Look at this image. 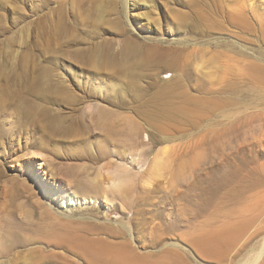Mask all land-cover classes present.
Returning a JSON list of instances; mask_svg holds the SVG:
<instances>
[{"label": "rangeland", "instance_id": "rangeland-1", "mask_svg": "<svg viewBox=\"0 0 264 264\" xmlns=\"http://www.w3.org/2000/svg\"><path fill=\"white\" fill-rule=\"evenodd\" d=\"M262 246L264 0H0V264Z\"/></svg>", "mask_w": 264, "mask_h": 264}, {"label": "bare ground", "instance_id": "bare-ground-1", "mask_svg": "<svg viewBox=\"0 0 264 264\" xmlns=\"http://www.w3.org/2000/svg\"><path fill=\"white\" fill-rule=\"evenodd\" d=\"M131 178V173L127 168L122 167V169L116 171V183L114 191L117 193H126L128 188V182ZM229 197H234L237 200H241L242 197H238L235 195V192L232 190L229 193ZM84 200L88 203H92L93 196L89 193H85L83 196ZM98 201V198H97ZM219 212V210H218ZM263 247V246H262ZM157 263V262H156ZM108 264H148L145 262L143 258H135V256L130 255V253L126 249H122L119 251L117 258ZM157 264H177L173 262H159ZM244 264H264V247L261 252L257 254L253 259L245 262Z\"/></svg>", "mask_w": 264, "mask_h": 264}]
</instances>
